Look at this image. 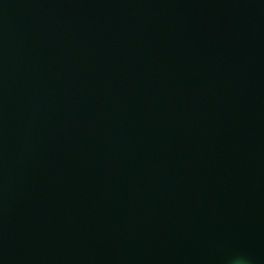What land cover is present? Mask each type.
<instances>
[{
    "label": "water",
    "instance_id": "water-1",
    "mask_svg": "<svg viewBox=\"0 0 264 264\" xmlns=\"http://www.w3.org/2000/svg\"><path fill=\"white\" fill-rule=\"evenodd\" d=\"M0 264H264V0H0Z\"/></svg>",
    "mask_w": 264,
    "mask_h": 264
}]
</instances>
